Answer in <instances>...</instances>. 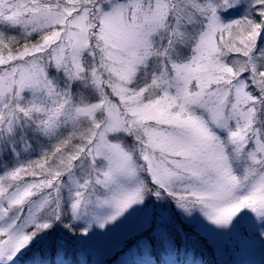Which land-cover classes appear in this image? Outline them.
<instances>
[{"label":"snow or ice","instance_id":"1","mask_svg":"<svg viewBox=\"0 0 264 264\" xmlns=\"http://www.w3.org/2000/svg\"><path fill=\"white\" fill-rule=\"evenodd\" d=\"M257 247L264 0H0V264Z\"/></svg>","mask_w":264,"mask_h":264},{"label":"rangeland","instance_id":"2","mask_svg":"<svg viewBox=\"0 0 264 264\" xmlns=\"http://www.w3.org/2000/svg\"><path fill=\"white\" fill-rule=\"evenodd\" d=\"M118 256L113 255H98L92 257V259H100L106 261L107 264H115V260ZM264 258V254H261L259 248L252 249L250 252L246 253L243 257L246 261H249L250 264H259L261 260Z\"/></svg>","mask_w":264,"mask_h":264},{"label":"trees","instance_id":"3","mask_svg":"<svg viewBox=\"0 0 264 264\" xmlns=\"http://www.w3.org/2000/svg\"><path fill=\"white\" fill-rule=\"evenodd\" d=\"M206 259H211L210 255L206 253ZM264 259V258H263ZM260 264V263H259Z\"/></svg>","mask_w":264,"mask_h":264}]
</instances>
